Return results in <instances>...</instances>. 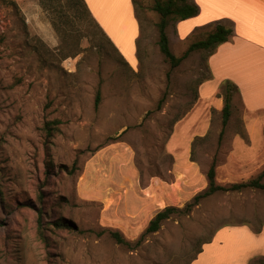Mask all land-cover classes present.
I'll use <instances>...</instances> for the list:
<instances>
[{
	"label": "rangeland",
	"instance_id": "374dc122",
	"mask_svg": "<svg viewBox=\"0 0 264 264\" xmlns=\"http://www.w3.org/2000/svg\"><path fill=\"white\" fill-rule=\"evenodd\" d=\"M164 1L134 0L137 53L115 48L83 0H0V264H191L221 227L261 231L262 190L189 207L212 165L215 183L230 187L258 179L264 163L230 157L248 121L236 90L223 84L215 100L200 99L209 51L185 54L210 30L178 44L170 18L169 48L183 59L173 67L162 54ZM226 94L224 127L216 100ZM168 207L176 211L148 232Z\"/></svg>",
	"mask_w": 264,
	"mask_h": 264
},
{
	"label": "crops",
	"instance_id": "0c3cea01",
	"mask_svg": "<svg viewBox=\"0 0 264 264\" xmlns=\"http://www.w3.org/2000/svg\"><path fill=\"white\" fill-rule=\"evenodd\" d=\"M83 1L115 48L124 51L134 47L138 53L141 28L134 0ZM193 3L199 7V13L176 23L173 37L178 44L191 41L200 31H211V26L217 23L233 30L230 39L208 56L210 78L200 86V99L215 100L223 84L232 86L248 121L243 131H234L237 134L230 157L237 159L243 155L251 162L258 159L264 163V0H193ZM118 19L125 22L124 31L115 24ZM216 101L223 107V99ZM259 257H264V223L260 233L249 225L221 227L191 264H250Z\"/></svg>",
	"mask_w": 264,
	"mask_h": 264
},
{
	"label": "trees",
	"instance_id": "16d2710c",
	"mask_svg": "<svg viewBox=\"0 0 264 264\" xmlns=\"http://www.w3.org/2000/svg\"><path fill=\"white\" fill-rule=\"evenodd\" d=\"M155 10L162 17V20L160 22V41H159L160 50L162 54L165 56V58L170 62V64L173 67H176L182 61L183 58H176L170 51L168 37L165 33L167 21L170 18H175L178 21H183V20L192 18L199 13V7L195 3H193V0H165L163 3L161 2L157 3L155 5ZM211 27H213V29H211V31L208 33L207 38L193 43L189 47L185 55H188V53L197 51V50H206V51H209L208 56H210L219 45L227 42L233 34V30L231 28L226 27L220 23H217ZM100 101H101V96H100V93H98L96 96V102H95L96 107L99 105ZM224 101H225V104L223 108V126L225 127L230 117V101L231 100H230L229 94H226V98ZM56 123L58 122H54L50 124V126H48L47 128L48 136L50 137L52 136V132L56 129L54 127ZM263 177H264V172L261 174V176L258 179L252 180L250 182L241 183V184H233L230 187L220 186L215 183V167L214 165H212L211 169L208 172V179H209L208 189L204 193H201L195 196L194 202L189 207L191 208V207L197 206L201 200L217 192H231V191L240 192L248 188L259 189V190L264 191V184L261 183V180ZM175 211H176V208L168 207L165 210L159 212L156 215V217L150 222L147 231L157 232L160 229L162 223L166 219H168V217ZM38 224H39L38 226L39 232L41 234L43 231V227H44L41 218H39ZM52 225L58 229L68 228L65 225L61 224L60 222H54ZM256 233H260V231ZM112 236L117 241V243L119 244L126 243L120 233L115 232L112 234Z\"/></svg>",
	"mask_w": 264,
	"mask_h": 264
}]
</instances>
